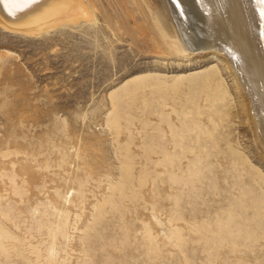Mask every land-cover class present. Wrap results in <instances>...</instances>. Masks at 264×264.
Returning a JSON list of instances; mask_svg holds the SVG:
<instances>
[{"label": "bare ground", "instance_id": "1", "mask_svg": "<svg viewBox=\"0 0 264 264\" xmlns=\"http://www.w3.org/2000/svg\"><path fill=\"white\" fill-rule=\"evenodd\" d=\"M105 1L112 3L111 0H0V23L12 30L34 34L45 27L74 26L83 22L97 24L98 19L103 21L105 26L103 28L99 26L98 30L107 33V38L116 37L113 40L109 38L111 39L109 44H105L99 38L96 39L103 52L95 51L96 49L90 46L92 49L85 51L87 44H91L88 40L86 45L78 46V41L68 42L71 56L72 52L80 48L81 52L77 54H80L83 61L81 66L85 72L90 70L92 58L101 68L107 67L105 60L113 52L110 47L126 34L136 38L138 42H143L145 51L187 56L188 53L194 54L200 50L204 51L203 56L208 57L212 54V57L220 60L225 75L228 73L232 77L239 98L236 102L228 99L233 96L224 77V70L219 65L206 69L198 80L195 75L196 78H192L190 80L192 83L190 82L187 87H184L187 83H183V77H175L168 83L167 80L149 73L136 75L125 81L120 91L113 92L110 99L114 106L113 110H116L124 96H130L129 98L134 100L147 90L151 96H143L142 100L150 113L156 110L155 113L162 115L159 121L167 123L166 131L169 133L167 139L160 138L164 136L159 133L163 129L159 125L154 126L153 130L156 129L158 132L150 135L145 148L148 155L146 159L152 165L151 171L144 172L148 174L147 177L151 175L153 181L161 177L174 191L176 190L174 193L176 203L182 207V209L178 207L176 215L182 220V225L174 229L172 237L177 240V246L186 263L264 264V170L262 166L253 164L256 159L259 162L264 160V0H114L115 12L110 11ZM128 2L136 5L138 9L131 6L130 10ZM116 6L118 8H115ZM134 9L142 14L144 21L140 22L141 17L138 16L139 22H134L132 25L134 28L130 29L129 19L137 18ZM70 34L68 39L72 37ZM91 50H94V53L90 54ZM160 99H163L162 109L156 108ZM169 99L173 102H167ZM168 103L174 106L173 110L180 118L178 123H175L173 118V121L171 120L168 111L164 112L163 106ZM252 109L255 116L251 114ZM119 119L120 115L115 112L109 117L107 124L117 128L120 126ZM235 122L239 126L248 125L251 128L259 152L252 149L246 152L247 147L244 151L239 150L240 145L237 144L239 141L231 138L238 127L233 124ZM126 145L128 147L129 144ZM125 154L127 159H122L124 171L121 181L111 185L113 192L111 195L107 194L110 196L95 203L96 212L93 214L92 223L85 222L81 228L84 235L80 238L83 243L79 249L86 259L78 261L79 264L96 262L91 259L93 255L87 248L88 245H92H87L90 241L89 235L96 231L107 212L120 209L122 203L119 204L118 198L122 197L116 195L124 192L125 182L131 180L134 175L131 156L127 151ZM219 189L224 190L225 194ZM68 202H71V199ZM210 202H217L218 205L206 209ZM205 203L206 206H199ZM187 204L192 205V209H188L190 212L192 210L197 212L188 215L185 211L188 208ZM49 208L51 210H45L40 217L46 222L38 219L29 224L31 238L45 236L41 243L48 240V246L44 248L45 253L39 247V243L29 245L32 246L29 253L35 254L38 264H56L57 245L65 244L62 239L68 237L66 228L70 217L69 208L59 207L53 201L48 204L47 209ZM12 209L13 207L9 205L0 206V264H10L12 251L16 253L15 255H21L20 234L8 228V222L17 216L12 215ZM15 227L18 229L19 225L15 224ZM124 237L122 244L128 243L129 236ZM9 241L16 250L8 249L6 243ZM24 241L21 240V244ZM189 243L193 244V249L199 248L201 254L192 255ZM88 256L91 258H87ZM22 258L25 259L27 256ZM28 260H31V257ZM63 260L66 262V259ZM21 263L17 260L15 264Z\"/></svg>", "mask_w": 264, "mask_h": 264}, {"label": "rangeland", "instance_id": "2", "mask_svg": "<svg viewBox=\"0 0 264 264\" xmlns=\"http://www.w3.org/2000/svg\"><path fill=\"white\" fill-rule=\"evenodd\" d=\"M105 2L113 12L114 0H111L112 3ZM127 4L130 10L131 6L138 9L131 2ZM134 13L137 18L131 17V24L127 23L130 29L134 28L132 25L139 17L140 22L144 21L138 10L134 9ZM97 22H83L72 25L73 27H45L34 34L20 29L12 30L0 23V195L3 197L0 196V206L4 204L13 207L12 215L17 216L8 222V228L16 230L21 240H25V243L21 244V240L19 243L20 256L12 251L16 250L10 243L12 240L6 243L12 251L10 264H15L17 260H20L21 264H38L35 254L29 253L32 247L29 245L39 243L45 253L44 248L48 246V240L41 243L45 236L31 238L29 224L38 219L46 222L40 217L45 210H51L47 209L51 201L59 207L69 208L70 212L66 228L68 237L62 239L66 246L57 245L58 258L55 263L79 264L78 261L86 259L80 251L83 243L80 238L84 235L81 228L85 222L92 223L93 214L96 212L95 203L110 196L113 192L111 185L121 181L124 171L122 161L127 159L126 151L131 156L134 175L130 181L125 182L124 192L120 195L116 193V197H122L118 198L119 204L122 203L120 209L107 212L96 231H92L94 234L90 233L87 245H92L87 248L93 257L87 258L96 261L94 264H187L177 246V240L172 237L174 229L182 225V220L176 215L178 207L182 209L175 200L176 190L174 191L161 177L153 181V177H147L146 174L148 170L151 171L152 166L146 159V144L150 135L158 132L153 130L155 125L163 129L159 133L164 136L160 138L167 139V123L159 121L162 115L155 113L156 110L150 113L142 100L143 96H151L147 90L136 96L135 101L129 98L130 96H124L116 110H113L110 95L120 91L122 86L136 75L149 73L167 80L168 83L175 77H183V83H187L184 87H187L195 75L198 80L211 66L219 65L224 70L223 65L216 57H212V54L203 56L204 51L200 50L194 54L188 53L187 56L145 51L143 42H138L136 38L126 34L110 47L113 52L111 51L109 56L106 55L107 67L101 68L92 58L90 70L85 72L81 66L83 61L80 54H77L81 52L80 48L72 52L71 56L68 42L78 41V44L75 43L78 46L86 45L88 40L91 44H87L85 51L94 47L95 51L103 52L96 39L109 44L110 40L116 37L107 38V33L98 30V27L103 28L105 23L99 19ZM70 33L72 39H68ZM92 53L94 50L90 51V54ZM218 62L220 63L217 64ZM223 73L233 96L228 99L236 102L239 98L232 77L228 73L225 75V70ZM162 101L163 99H160L157 102L156 108L162 109ZM168 101L173 102L172 99ZM163 108L166 110L164 112L170 113L172 121L174 119L175 123L179 122L180 118L171 103ZM115 112L120 115V126L117 128L107 124V120ZM251 114L255 116L254 109ZM233 124L238 127L231 138L239 141L235 142L240 145L239 150L244 151L247 147L246 152L251 149L259 152L251 128L248 125L239 126L237 122ZM163 125L166 128L162 127ZM126 144H129V148ZM258 162L256 159L253 164L262 166L264 170V160ZM221 191L225 194L224 190ZM70 199L71 202H68ZM213 205L218 203L210 202L206 209ZM186 206L188 215L197 212L188 210L192 207L191 204ZM199 206L204 207L206 203ZM15 224L19 225L18 229ZM124 236L130 238L126 244H122ZM104 238L105 240H102ZM192 245H188L190 253L201 254L200 249H193ZM23 252L27 256L25 259L22 258L25 256ZM30 257L31 260H28ZM63 259H66L67 263Z\"/></svg>", "mask_w": 264, "mask_h": 264}]
</instances>
